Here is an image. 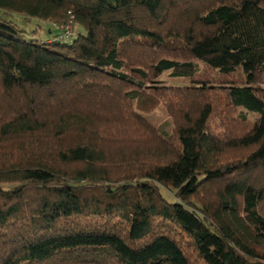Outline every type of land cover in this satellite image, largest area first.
<instances>
[{
    "label": "trees",
    "instance_id": "obj_1",
    "mask_svg": "<svg viewBox=\"0 0 264 264\" xmlns=\"http://www.w3.org/2000/svg\"><path fill=\"white\" fill-rule=\"evenodd\" d=\"M0 10V264H264V0Z\"/></svg>",
    "mask_w": 264,
    "mask_h": 264
},
{
    "label": "rangeland",
    "instance_id": "obj_2",
    "mask_svg": "<svg viewBox=\"0 0 264 264\" xmlns=\"http://www.w3.org/2000/svg\"><path fill=\"white\" fill-rule=\"evenodd\" d=\"M0 16L2 18H7L9 21H12L14 24H16L19 28L24 29L26 36H32L34 38H39L47 41L49 37H52L57 33L56 30L53 32H49V30L47 29V24L44 23V21L39 20L38 18L25 20L23 19V15H21L20 13L2 10H0ZM37 24H42L44 27L37 28ZM35 28H37V31H35ZM80 29V26H78L77 29H74L73 27V31H75L74 35L69 36V38H66L65 40H63V42L71 43L74 38H76L77 32H79ZM157 79L160 85H185L189 81V79L186 77L174 76L170 70L165 71ZM140 110L145 116H147L152 124L160 127L163 133H171L174 123L164 103H160L152 112H148L144 107L140 108ZM259 116L260 114L258 113L249 114V118H251L252 120L257 119ZM262 241H264V238H262Z\"/></svg>",
    "mask_w": 264,
    "mask_h": 264
},
{
    "label": "built area",
    "instance_id": "obj_3",
    "mask_svg": "<svg viewBox=\"0 0 264 264\" xmlns=\"http://www.w3.org/2000/svg\"><path fill=\"white\" fill-rule=\"evenodd\" d=\"M61 29H63V31H64V34L66 35V36H70V35H72L73 34V26L71 25V24H67V25H65V26H61Z\"/></svg>",
    "mask_w": 264,
    "mask_h": 264
}]
</instances>
